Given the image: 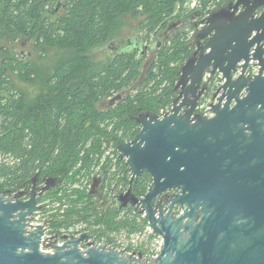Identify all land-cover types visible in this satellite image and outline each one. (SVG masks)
<instances>
[{
  "label": "water",
  "instance_id": "95a60500",
  "mask_svg": "<svg viewBox=\"0 0 264 264\" xmlns=\"http://www.w3.org/2000/svg\"><path fill=\"white\" fill-rule=\"evenodd\" d=\"M260 9L264 0H234L200 20L197 47L180 68L174 87L179 93L170 112L162 118L140 113L135 117L140 127L136 137L116 148L130 174L128 188L116 201L119 208L138 206L148 227L161 237L154 259L145 263L141 253L92 244L87 233L64 237L60 245L49 242L45 226L30 221L42 208L38 199L57 186V179L46 178L37 186L35 176L26 199L23 191L10 197L0 190V264H264ZM250 62L258 69L246 75ZM204 95L211 101L208 117L195 112ZM144 173L150 184L138 199L132 182ZM169 191L176 196L154 205ZM174 206L182 210L177 217Z\"/></svg>",
  "mask_w": 264,
  "mask_h": 264
},
{
  "label": "trees",
  "instance_id": "16d2710c",
  "mask_svg": "<svg viewBox=\"0 0 264 264\" xmlns=\"http://www.w3.org/2000/svg\"><path fill=\"white\" fill-rule=\"evenodd\" d=\"M199 1V9L188 11L184 0H0V38L70 52L49 77H43L42 94L28 102L13 80L30 82L37 75L30 54L25 57L14 50L0 59V190L26 194L35 176L37 185L54 177L56 188L38 199L51 204L43 211L53 232L79 224L96 242L105 237L102 244L113 246V234H141L147 226L142 215L107 206L91 189L74 184L92 172L102 149H116L136 137V116L159 115L171 108L180 68L194 48V27L233 2ZM126 19L136 22L132 37L120 49L106 52L104 60H96L94 51L111 45ZM181 23L186 24L180 27ZM173 26L177 28L165 36ZM189 31L193 36L188 39ZM161 35L162 41L157 37ZM149 53L153 60L138 82ZM107 166L102 167L101 190H126L130 174L125 162L117 160L114 171ZM149 184L145 173L133 180V195L141 198ZM148 242L139 244L142 255Z\"/></svg>",
  "mask_w": 264,
  "mask_h": 264
},
{
  "label": "rangeland",
  "instance_id": "374dc122",
  "mask_svg": "<svg viewBox=\"0 0 264 264\" xmlns=\"http://www.w3.org/2000/svg\"><path fill=\"white\" fill-rule=\"evenodd\" d=\"M184 4H183V8L185 10H192V11H196L197 9L200 8V1L199 0H184ZM234 1V0H233ZM58 14H61V12H58ZM203 19V18H202ZM200 19V20H202ZM124 23H126L124 25ZM136 29V22L135 21H131L129 19H126V21L120 25H118L117 30L115 35L112 37L111 39V45L112 47H117L119 45L122 44V42L126 39H128L129 37H132V32ZM193 34V31H189L187 34V38L189 39V37H191ZM159 38L160 41H162L164 38L163 36H157ZM22 42V44H20ZM109 43V42H108ZM107 43V44H108ZM106 47V46H104ZM103 47V48H104ZM110 50L112 48H109ZM2 50V51H1ZM14 50H18L20 51V53H29L30 54V61L31 64L34 65V68L36 69L37 75L33 76L32 81L30 82H26V81H22V80H17L16 78H14L13 82L15 83V85L17 86L18 90H20L23 94V96L25 97V101H30L34 98H37L40 94H42V90H43V77H49L53 70L55 69V67L62 62L66 57H68L70 55V52L67 50H64L60 47L57 46H45V47H36L32 42H27V41H13V40H9L7 38H0V59L2 58L3 55H11L10 53ZM93 56L96 60H104L106 57V52L103 49H96L93 53ZM154 55H152L151 53L148 54V56L146 57L145 61L143 62V64L141 65V69H140V76L139 79L137 80L138 82L141 81V79L144 78V74L145 71L147 69V66L149 63L152 62ZM40 76H42V78L40 79ZM208 79V76H206L204 78V82H206ZM132 83V90H134V88H136L138 86V82ZM213 82H218L217 78L213 79ZM210 101V98L207 99V97L205 99H202L201 102L202 103H208ZM107 149H113V148H107ZM109 158V156H107ZM92 173H94V175L97 173V166H94V168H91ZM101 172H102V168H101ZM92 177V176H91ZM91 177L88 178V185L90 184V187L92 185V181H91ZM85 184V181H84ZM77 185L81 186L80 183H78ZM45 203L44 205H49V203H47V201H43L42 204ZM100 204H102V202H100ZM103 206V205H101ZM41 218L42 215L40 214ZM42 222V221H40ZM81 228H83V225H79V224H75V226L71 227L68 231H66L67 234L72 235V233L79 231ZM112 237H114V239H120V238H124L127 239L128 237L125 236V234L123 233H119V234H113ZM95 240V239H94ZM103 242L106 241V238L103 237L102 239ZM101 241V243H103ZM82 247H84V245H82ZM43 251H49L48 248L43 247L42 248Z\"/></svg>",
  "mask_w": 264,
  "mask_h": 264
},
{
  "label": "built area",
  "instance_id": "2783aa9c",
  "mask_svg": "<svg viewBox=\"0 0 264 264\" xmlns=\"http://www.w3.org/2000/svg\"><path fill=\"white\" fill-rule=\"evenodd\" d=\"M241 64L242 63H240L238 65H241ZM257 69H258V67L255 64V62H250L249 67L246 71V75L256 74ZM239 72H240V68H238V73ZM206 76H208V75H206ZM197 111H199L202 115H204L206 117L210 116L211 115L210 101L208 103L200 102L197 106ZM102 151H103V156L101 157V160L99 161V163L96 165L97 166V173L95 175H94V173L85 174L81 179H79V182L74 184L75 188H81V189L85 188L86 190H89L92 187V185H91V187H90V184H89V186H87L89 183L88 178H90L92 176L91 181L93 184V180L95 178L102 177L103 173L101 172V168L104 165H108L106 169L111 168V170L114 171L116 161L119 160L117 149H102ZM107 156H109V158ZM92 168H94V166ZM84 181H85V184H84ZM78 183H80L81 186L77 185ZM45 201H47V203H49V200H45ZM44 204L45 203H43V206H45L47 208V210H50L51 204H49V205H44ZM40 205L42 206V202ZM45 214L47 215V212H45ZM39 217H40V214L36 213L35 216H33V218L30 221L31 225H33V226L43 225V221L40 220ZM40 221H42V222H40ZM148 240H149V242H148L147 253L144 255H142V253H141V256H142L141 260L143 262L147 263L157 256V254L160 251V248L162 246V243H163L161 237L155 235L148 226L145 227V230L141 234L131 236L127 239H124V238L115 239L114 240L115 246H113L111 244H107L104 246L123 251L125 254H134L136 256L137 253H140L137 250L138 247H140L139 244L144 243ZM94 244L103 245L101 242H95ZM128 247H131L130 251H127Z\"/></svg>",
  "mask_w": 264,
  "mask_h": 264
},
{
  "label": "flooded vegetation",
  "instance_id": "af4514ba",
  "mask_svg": "<svg viewBox=\"0 0 264 264\" xmlns=\"http://www.w3.org/2000/svg\"><path fill=\"white\" fill-rule=\"evenodd\" d=\"M263 10H264V9H260L259 11H263ZM193 21H194V19H192L189 23H192ZM185 24H186V23H181V24H179V25H180V27H183V26H185ZM174 28H177V27H175V26L171 27V30H168V31L166 32L165 36H167V34H168L170 31H172V29H174ZM200 28H201V26H199V25H197V26L194 27V29L197 31L196 34H197L198 31L200 30ZM192 36H193V34H192ZM112 41H113V40H112ZM197 42H198V40H197V37H196L195 40H194V42H193V44H194V48H193V51H192L190 57L192 56L193 52L196 50ZM122 46H123V45L121 44V45H119V46H117V47H113V49H111V50H110V49L107 50L106 48L103 49V50H105V52L111 53L112 51L114 52V51L120 49ZM147 47H148V45H147ZM198 55H199V54H197L196 57H198ZM190 57H189V58H190ZM189 58H188V59H189ZM188 59H187V60H188ZM175 84H176V83H175ZM174 87H175V86H174ZM173 91H174V88H173ZM174 93H175V97H174V99H175V98L177 97L179 91H178V90H177V91H174ZM206 97H208V96H207V95L202 96V97L200 98L199 103L201 102L202 99H205ZM174 99H173V101H174ZM173 101H172V106H171V108L173 107ZM179 102H180V101H178L177 103H179ZM171 108H170L169 110H167V111H163V112H161L159 115H156V116H158L159 118H162L163 116H165L167 113L170 112ZM182 111H183V109H181V112H182ZM195 112L200 113L199 111H197V109L195 110ZM138 126H139V125H138ZM139 130H140V127H139ZM44 179H45V178H44ZM42 184H43V182H42ZM42 184L37 185V183H36L37 186H41ZM100 184H101V182H100V178H99L98 181H96V180L94 179V180H93L92 187H91L90 189H91L92 192H94L95 194H97L101 200L103 199V201L106 203L107 206L116 207V208H118V209H120V210L130 211V212H132V213H136V212H137V213H139V215H142V218L145 219L144 214H142V213L140 212L139 207L136 206V205H135L134 207H132V206H130L129 204H127L126 207L119 208V205H118V203H117L116 200H118V197L120 196V194H124L125 189H121V188L119 189V188H117V187H112V189L104 188L103 190H101ZM55 188H56V187H55ZM55 188H54V189H55ZM7 192H8V193H7V196H10V197L13 196V194H14V193H10L9 191H7ZM28 193H29V192H28ZM28 193L24 194V196H23L22 198H23V199H26V198L28 197ZM176 194H177L176 191H169V192H166L165 194H163L162 196H160V197H158V198L156 199L154 205H157V204L162 205L166 200L174 198V197L176 196ZM142 197H143V196H142ZM142 197H141V198H142ZM141 198H138V199H141ZM40 204H41V203H40ZM167 207H168V204H166V205L164 206V208H163V214L167 213V211H168V208H167ZM43 208H44V206H43V204H42V208H41V210H40L38 213L42 215V218H41V216H40L39 218H40V220L43 221V225L45 226V227H44V228H45L44 238H48V239H50L49 242H53V243H56V244L60 245V244H62V243H64V242L66 241V240L64 239V237H65V238H70L71 236H76V235H79V234H81V233H87V234L90 236V239L88 240V242H90V243H92V244H94V243L96 242V241L92 238L91 234H89V233L86 232V231H82V228L80 229L81 231L79 230V231H77V232H74V233H72V235L67 234V233L65 232V230H63V229L60 230L61 233L56 232V231L53 232V230H52V228H51V226H50V219H49V216L45 214V212L43 211ZM181 213H182V210L179 209L178 207L174 206V207L172 208V214H173L174 217L179 216ZM156 215H157V213H156ZM34 216H35V215H34ZM69 229H70V228H69ZM69 229H68V230H69ZM83 248H85V245H84ZM48 249H49V248H48ZM49 251H50V249H49Z\"/></svg>",
  "mask_w": 264,
  "mask_h": 264
}]
</instances>
